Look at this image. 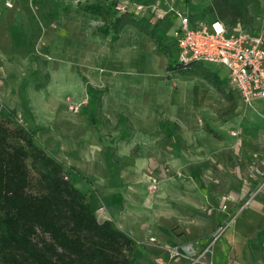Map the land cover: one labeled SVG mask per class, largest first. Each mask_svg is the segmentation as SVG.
Masks as SVG:
<instances>
[{
	"label": "rangeland",
	"instance_id": "rangeland-1",
	"mask_svg": "<svg viewBox=\"0 0 264 264\" xmlns=\"http://www.w3.org/2000/svg\"><path fill=\"white\" fill-rule=\"evenodd\" d=\"M171 1L146 2L153 13L152 26L165 36L166 49L158 50L131 25L113 41V33L98 31L102 18L84 11L86 5L101 4L114 18L143 0H15L12 8L0 0V66L5 80L14 83V94L17 86H25L35 105L46 91L57 108L56 120L69 116L74 126L71 140L79 156L92 155L93 160L85 163L99 175L100 185L107 184L104 190L112 191L120 182L134 195L145 190L156 206L167 210L183 202L180 212L187 218L181 214L171 227L173 237L183 240L172 244L183 254L177 258L179 264H215V251L225 263L235 255L240 264H264V143L257 150L256 145L245 149L240 134L229 135L242 111L251 106L230 82L231 105L199 76L168 70L169 55L178 57L171 42L173 29L181 25L175 10L184 3ZM188 2L178 11H188L194 19L213 18L206 11L193 13ZM172 5L168 15L158 10H170ZM259 15L258 25L264 7ZM225 72L221 68L219 75ZM87 85L99 92L95 109L85 110ZM5 104L0 121L23 126L20 118L3 112ZM71 147L62 145L61 150ZM68 155L58 156L71 160ZM65 163L70 178L74 170ZM91 185L85 193L89 201L98 190ZM254 200L258 205L250 210ZM191 202L196 209H187ZM248 211L252 214L247 216ZM135 241L136 264H157L149 258L144 239ZM208 248L210 253L199 259Z\"/></svg>",
	"mask_w": 264,
	"mask_h": 264
},
{
	"label": "trees",
	"instance_id": "trees-1",
	"mask_svg": "<svg viewBox=\"0 0 264 264\" xmlns=\"http://www.w3.org/2000/svg\"><path fill=\"white\" fill-rule=\"evenodd\" d=\"M258 4L212 0L205 11L229 32L241 27L255 35ZM84 11L102 18L98 31L106 36L113 33V41L131 25L158 50L166 49L165 36L152 26V17L124 12L113 18L101 4L86 5ZM168 70L193 73L230 98L226 81L203 62L184 65L171 54ZM86 91L85 107L95 109L99 92L90 85ZM135 248L133 238L110 221H99L86 194L67 178L64 165L36 143L30 130L0 121V264H136Z\"/></svg>",
	"mask_w": 264,
	"mask_h": 264
},
{
	"label": "crops",
	"instance_id": "crops-1",
	"mask_svg": "<svg viewBox=\"0 0 264 264\" xmlns=\"http://www.w3.org/2000/svg\"><path fill=\"white\" fill-rule=\"evenodd\" d=\"M149 1L150 0H143L144 4L142 5L145 7L146 12L143 11L141 13H137L135 10H132L130 11V13L141 15L142 17L147 18L152 17L153 13L147 11V9L150 6L152 7L153 1L151 2L150 6L148 5L150 3L146 4V2ZM186 1L187 0H184V3L182 1L179 8L176 9L175 12L180 10L181 7L185 6ZM256 1L261 3L260 8L256 9L259 12L261 11V7H264V0ZM171 2L175 3V0H172ZM211 2L212 0H189L188 6L193 13L197 12L198 10H202L203 12L211 4ZM172 9L173 5L172 7H170V10H164L162 8L158 10L168 15L169 12L173 11ZM213 22L217 21H215L214 18H212L210 21H204L200 18L194 19L191 17L192 27L211 25ZM263 22L264 19H262L261 23L258 25L256 21L255 30L257 31V33L263 26ZM158 29L163 33V30L161 28L158 27ZM177 29L179 28L175 27L172 32L175 33ZM235 29H239L244 32L241 27ZM235 29H232V31H234ZM172 39L174 40L173 43L177 47L175 37L172 36L171 42ZM205 65L210 68L214 67L215 70L213 71L218 74L221 80L226 81L227 91L230 93V98L228 100L223 95L222 96L231 105L233 92L229 84V82L231 83V81L228 70L220 65L206 63ZM221 68H225L226 72L224 76L219 75V70ZM5 77L6 74L4 72V69L0 66V107L2 102L4 103L5 101L6 103L5 108L2 107L3 112H5L6 115L8 114L16 117V119L20 118L23 123L22 125L32 132L35 141L39 146L44 148L50 155L55 157L62 164L65 163L64 161H66L67 164H65L68 166V168H72V170H74V172H72V176H70V179L81 192H89L92 186L91 184L94 185V189L98 188V194L93 192L89 194L91 195L90 203L96 211L102 206H104V208L106 209V218L97 216L100 222L110 221L116 229L126 233L134 240H136L138 237H142L146 242V248L148 250L147 254L149 255V258L152 259V261H156L157 264H159L158 259L164 255L165 250L173 247V245H177V243L183 242L182 239L174 238L173 232L171 231L172 225L178 224L177 217L182 214L180 210H182L181 205H183V202L181 203L179 208L175 210H167L164 206H156L155 202L152 200V197L150 195H146L145 190H143V192H139L136 190V197L130 192V189L128 192L126 190H123L122 185H119L120 182L114 187L112 191L111 189L109 191L104 190L103 188L107 186V184L104 183L103 186L100 185L101 178L99 177V175L96 174L95 171L93 173L90 166L85 163L86 160H93L92 155L86 152V154H81V156H79V150L77 149L74 141L71 140L74 126L69 121V116H64L62 121L56 120L55 113L57 108L54 103L48 101L46 91H43L42 94L44 99H41L42 101L40 103L38 102L34 105L30 101L29 94L25 92V86H23L22 88L17 86L18 91L16 92V94H14V83H8L5 80ZM235 91L240 97L239 92L236 89ZM51 101L53 102V99H51ZM257 102H262V104L256 105ZM231 108L233 110V107ZM87 109L88 108L85 107V110ZM242 115L243 116L242 118H240V120H236L237 124L231 127L229 135L237 138L240 134L243 138V145L246 147L245 149H248L252 145H256V147H254L256 149L254 150H257V148H259V144L264 143V101L260 98L255 99L251 108H246L245 110H243ZM67 144L68 146L70 145V147L73 144L76 147L73 148L75 151L72 149V147V151L69 149L68 151L61 150V146ZM252 150L253 149H251V151ZM67 153L69 155L66 157L71 158V160H64L65 158L63 159L61 158V156H58L67 155ZM71 155L72 157H70ZM229 184H231L230 181ZM130 198H134L135 203H132ZM195 205V203L191 202V204L188 206L189 208L187 209H196ZM256 205H258V202L254 200L253 204L250 206V210L254 209V206ZM251 214L252 212L248 211L246 215L248 216ZM180 218L186 219L187 217L183 215ZM151 239H154V241H151ZM219 244L220 239L215 242V247L219 246ZM220 257L221 256L219 252L215 251L213 254L215 264H229L230 262L240 264L239 258L235 255H231L230 257H228L226 263L225 260L221 259ZM179 259H176L172 264H179L181 262V260Z\"/></svg>",
	"mask_w": 264,
	"mask_h": 264
},
{
	"label": "built area",
	"instance_id": "built-area-1",
	"mask_svg": "<svg viewBox=\"0 0 264 264\" xmlns=\"http://www.w3.org/2000/svg\"><path fill=\"white\" fill-rule=\"evenodd\" d=\"M14 1L7 0L6 6L12 8ZM144 9L142 4L134 8L137 13ZM176 14L181 21L180 28L174 33L180 63L189 65L203 62L223 66L228 70L233 87L246 105L252 106L257 98L264 101V22L257 34L250 35L239 29L229 32L221 22L192 27L188 11H177ZM96 215L106 218L104 206L96 211ZM210 251V248L206 249L199 259ZM182 255L178 247H171L165 250L158 262L170 264Z\"/></svg>",
	"mask_w": 264,
	"mask_h": 264
}]
</instances>
